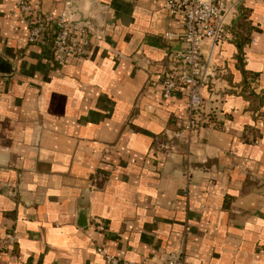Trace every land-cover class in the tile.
<instances>
[{
	"label": "crops",
	"instance_id": "1",
	"mask_svg": "<svg viewBox=\"0 0 264 264\" xmlns=\"http://www.w3.org/2000/svg\"><path fill=\"white\" fill-rule=\"evenodd\" d=\"M20 1L0 0V237L16 239L0 264H104L98 247L264 264V0L242 3L241 50L232 34L204 43L211 125L190 140L175 136L185 89L162 95L185 28L165 0H29L92 25L63 66L29 43Z\"/></svg>",
	"mask_w": 264,
	"mask_h": 264
},
{
	"label": "built area",
	"instance_id": "2",
	"mask_svg": "<svg viewBox=\"0 0 264 264\" xmlns=\"http://www.w3.org/2000/svg\"><path fill=\"white\" fill-rule=\"evenodd\" d=\"M244 0H165V6L172 17H182L185 28L182 35L184 49L173 55L179 71L165 75L162 95L170 99L183 88L187 94L186 118L176 132L177 139H188L204 125H211L210 116L204 113L202 89L208 81V67L203 59V45L211 41L214 45L231 37L230 27L238 15V7ZM20 12L26 17L29 29V43L47 45L52 49L54 61L63 66L70 59H81L87 50L93 31L89 22L77 24L73 17L64 12L59 16L45 14L29 0H21ZM167 37L172 39V35ZM15 237L10 234L0 237V254L8 253L15 246ZM104 264H147L133 262L106 253L97 248ZM162 264H183L169 259Z\"/></svg>",
	"mask_w": 264,
	"mask_h": 264
},
{
	"label": "trees",
	"instance_id": "3",
	"mask_svg": "<svg viewBox=\"0 0 264 264\" xmlns=\"http://www.w3.org/2000/svg\"><path fill=\"white\" fill-rule=\"evenodd\" d=\"M243 7V5H240L238 7V15L237 17L233 20L232 25L230 27V33L233 36V39L237 44L239 45L240 50L245 46V44H248L250 41V37H245L243 34L242 27L245 23V21L248 19V12L246 11Z\"/></svg>",
	"mask_w": 264,
	"mask_h": 264
},
{
	"label": "water",
	"instance_id": "4",
	"mask_svg": "<svg viewBox=\"0 0 264 264\" xmlns=\"http://www.w3.org/2000/svg\"><path fill=\"white\" fill-rule=\"evenodd\" d=\"M4 70V72H6V70H7V68L6 69H3ZM9 70V69H8Z\"/></svg>",
	"mask_w": 264,
	"mask_h": 264
}]
</instances>
